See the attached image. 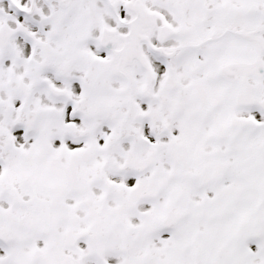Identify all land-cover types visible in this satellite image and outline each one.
<instances>
[{
    "label": "snow or ice",
    "instance_id": "1",
    "mask_svg": "<svg viewBox=\"0 0 264 264\" xmlns=\"http://www.w3.org/2000/svg\"><path fill=\"white\" fill-rule=\"evenodd\" d=\"M0 264H264V0H0Z\"/></svg>",
    "mask_w": 264,
    "mask_h": 264
}]
</instances>
